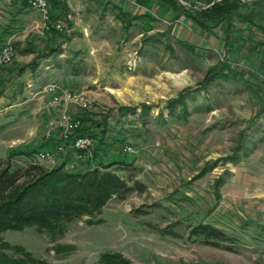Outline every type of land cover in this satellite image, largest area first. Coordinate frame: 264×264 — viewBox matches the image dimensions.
I'll use <instances>...</instances> for the list:
<instances>
[{
	"label": "rangeland",
	"instance_id": "374dc122",
	"mask_svg": "<svg viewBox=\"0 0 264 264\" xmlns=\"http://www.w3.org/2000/svg\"><path fill=\"white\" fill-rule=\"evenodd\" d=\"M75 1L69 11L63 1L52 8L69 31L55 39L38 11L0 0V30L16 49L0 69V109L9 110L0 114V158L11 150L55 151L66 133H81L74 121L84 116L88 128L101 126L87 133L95 157L77 168L119 157L128 167L113 169L138 189L110 201L95 218L100 223L75 220L63 237L27 227L3 239L49 264H101L106 253L133 264H264V101L247 86L242 61L227 46L219 54L188 50L171 38V25L149 34L113 12L99 16L89 0ZM238 11L225 23L245 22ZM241 32L237 26L227 38L239 42L233 33ZM51 83L56 95L83 93L82 103L52 105ZM126 146L134 151L123 152ZM201 224L229 240L192 235Z\"/></svg>",
	"mask_w": 264,
	"mask_h": 264
},
{
	"label": "trees",
	"instance_id": "16d2710c",
	"mask_svg": "<svg viewBox=\"0 0 264 264\" xmlns=\"http://www.w3.org/2000/svg\"><path fill=\"white\" fill-rule=\"evenodd\" d=\"M15 1L28 6L24 0ZM60 1H53V7H57ZM162 1L178 15L184 14L193 18L202 28L206 27L205 21L214 25L229 21L241 6L246 5L242 0H223L208 10L196 12L184 9L176 0ZM213 1L207 0L206 3L209 5ZM253 5L264 11V0H256ZM63 6L69 11L66 4ZM52 17L59 18L56 14ZM48 33L55 39L62 36L55 29ZM216 75L218 74L214 72L210 77ZM180 100L181 97L171 101V111ZM80 117L83 122L82 134L91 133L96 125L101 126L100 123H94L88 128L92 121L86 120L84 116ZM102 142L101 139L100 143ZM38 152V149L11 150L6 159L0 158V264H49L46 260L33 256L23 246L5 241L2 237L4 232L35 227L52 238L63 237L75 220L88 217L89 224L100 223L101 220L95 221V218L102 214L110 201L125 200L132 191L138 189V184L130 185L118 170L113 169L119 163L106 164L100 168L89 165L83 170H71L63 160L50 168L35 160ZM16 157H23L24 161L13 164ZM139 190H142V186ZM191 234L202 235L206 240L218 242L229 240L223 231L203 224L192 229ZM101 264L133 263L121 255L106 253L101 257Z\"/></svg>",
	"mask_w": 264,
	"mask_h": 264
},
{
	"label": "crops",
	"instance_id": "0c3cea01",
	"mask_svg": "<svg viewBox=\"0 0 264 264\" xmlns=\"http://www.w3.org/2000/svg\"><path fill=\"white\" fill-rule=\"evenodd\" d=\"M61 1L68 6L69 10L72 5H76L75 0ZM184 1L188 4H203L207 2V0ZM89 2L93 5L91 10H96L99 16L104 13L113 12L116 18L123 22V24L126 22L129 24L131 21L132 26L138 24L142 30L149 28V34L155 31L159 25L162 27H164V25H171V38L191 51L192 48L196 49L197 47L196 50H201L204 53L214 51L219 54L220 52H226L227 46L229 51L228 54L231 56V59L237 57L239 62L242 61L239 65L245 72L244 77L247 86L254 90L255 100L264 101V11H253V7H242L239 9L238 13L243 14L244 17H248L245 22H241L237 20V18H234V21L230 24L225 22L220 23V25L206 23V27L202 28L192 18L184 14L178 15L172 11L162 0H89ZM237 26L242 32L238 34L233 33V35L235 38L240 39V41H235V43H233V37L230 36V38H227V34H229L228 31L232 32V30H235ZM3 36L4 34L0 30V39H2ZM229 44L232 45L233 48H229ZM238 44L240 47L236 49L235 47H237ZM241 47H243V53L240 51ZM48 97L49 95H47L46 100H48ZM42 99H44L43 96H40V101ZM11 107L12 105L10 108ZM7 109L8 108H6V111L0 109V114L3 115L5 112L7 113L9 111ZM38 150L45 151L48 150V148L41 147ZM119 151L118 147H116L112 152L118 154ZM118 158H108L106 161L107 163L109 162L108 164L119 163L117 166L121 168L128 167L123 165L124 163L127 164L128 161H117L119 160ZM63 160L66 161L67 165L76 161L75 150L70 149L65 152L59 162ZM87 167L88 165H79L77 170H83ZM92 168L96 167L92 166Z\"/></svg>",
	"mask_w": 264,
	"mask_h": 264
},
{
	"label": "built area",
	"instance_id": "2783aa9c",
	"mask_svg": "<svg viewBox=\"0 0 264 264\" xmlns=\"http://www.w3.org/2000/svg\"><path fill=\"white\" fill-rule=\"evenodd\" d=\"M22 1V0H20ZM27 2L28 6L36 11H38L43 19V28L45 30H47L48 32H50L52 29H55L58 32H64L67 30L66 24L65 22L58 18V19H53V15L51 13L52 11V4L53 1L55 0H24ZM70 19V17H69ZM69 32V31H66ZM16 55V49L14 48V45L12 43L11 38L6 39L5 37H3L2 39H0V69L2 67H4L5 65L9 64L13 58ZM131 64V63H130ZM129 67H133V65H128ZM46 93H48V95L50 94L52 97H54L51 100V104L52 105H58V104H68L70 102L73 103H82L80 96H82L83 93H66L63 92L60 95H56L57 90H58V86L55 83H51L48 84L46 86L45 89ZM59 94V93H58ZM63 95V96H62ZM60 96V97H59ZM65 119H68L71 117L69 116H65ZM69 120L65 121L68 122ZM76 122L75 127L77 129V127H82V121L81 120H77L74 121ZM72 130L74 129V126L71 128ZM70 133H66L65 134V140L62 141V143H60V145H55L56 150H45V151H39L36 154V158L37 161L39 163L45 164L46 166H51V167H55L56 165H58L59 163V159L58 156L61 153H65L66 151V147H67V143H69L71 141V139H73V144H70L73 149L75 150L76 153V163H71L69 165H67V167L71 170H76L77 163H82L84 161H88V160H93V158L95 157V147H94V138L92 136H90L89 134H82V133H78L77 136L75 138H73V134ZM134 148L131 146H126L123 149V152L125 153H132L134 150ZM80 161V162H79ZM50 167V168H51Z\"/></svg>",
	"mask_w": 264,
	"mask_h": 264
},
{
	"label": "water",
	"instance_id": "95a60500",
	"mask_svg": "<svg viewBox=\"0 0 264 264\" xmlns=\"http://www.w3.org/2000/svg\"><path fill=\"white\" fill-rule=\"evenodd\" d=\"M184 9L186 10H194V11H203V10H207L212 8L214 5H216L217 3L223 1V0H214L212 3H210L209 5H207L206 7H192L191 5L185 3L183 0H176ZM256 0H243L244 3H253Z\"/></svg>",
	"mask_w": 264,
	"mask_h": 264
}]
</instances>
